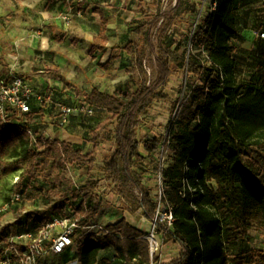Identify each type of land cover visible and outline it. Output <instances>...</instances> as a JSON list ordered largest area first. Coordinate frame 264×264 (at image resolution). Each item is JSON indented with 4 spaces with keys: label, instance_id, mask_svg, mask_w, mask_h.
Segmentation results:
<instances>
[{
    "label": "trees",
    "instance_id": "trees-1",
    "mask_svg": "<svg viewBox=\"0 0 264 264\" xmlns=\"http://www.w3.org/2000/svg\"><path fill=\"white\" fill-rule=\"evenodd\" d=\"M214 2L216 10L206 9L191 39L197 49L207 52L206 61L190 53L187 60H178L176 51H172L174 42H168L171 21L164 15L157 50L152 29L146 34L157 66L156 79L150 86H142L135 93L76 90L86 104L108 115L93 131L92 153L83 154L70 143L34 132L44 106L21 116L11 111L6 121L0 119V183L19 174L13 193L21 196L20 203H32L41 197L48 201L46 208L26 214V232L40 230L53 217H75L82 228L95 223L105 209L98 202L101 181H89L76 189L68 174L74 165L94 169L99 133L113 122L116 150L104 164L106 182L137 191L138 209L148 221L155 220L156 189L143 184V173L136 168L147 159L158 164L164 138L146 136L139 141L138 129L140 117L151 103L167 99L164 90L179 66L186 70L187 81L197 77L199 84L182 100L170 126L166 148L170 163L162 171L163 212L171 210L175 221L168 228L159 216L156 225L167 244L180 246V253L163 264H264V248L245 256L232 254V248L247 243L250 230L264 237V63L246 79L233 56L238 50L235 42L241 37L239 14L249 0ZM182 4L179 0L176 9ZM96 11L101 15V32L90 54L107 49L109 22ZM198 11L199 5H193L190 14L196 16ZM123 50L134 54L136 46L129 43ZM113 63L114 58H110L99 66L110 73ZM53 71L74 87L59 69ZM30 130L36 135L35 142ZM71 201L78 202L74 215L67 211ZM82 228L75 239L80 264H151L147 234L125 218L83 238ZM8 231L7 227L0 231V241L6 244ZM18 249L24 250L22 246ZM154 261L159 259L154 257Z\"/></svg>",
    "mask_w": 264,
    "mask_h": 264
},
{
    "label": "rangeland",
    "instance_id": "rangeland-1",
    "mask_svg": "<svg viewBox=\"0 0 264 264\" xmlns=\"http://www.w3.org/2000/svg\"><path fill=\"white\" fill-rule=\"evenodd\" d=\"M179 0H46L44 5L54 10L55 23L44 25L40 29L38 41L29 42L31 37L17 29L21 13H17L16 0H0V78L10 79L13 74H25L41 93L52 94L53 100L44 107L40 121L34 126L35 132L47 138L70 143L83 154L94 151L93 131L104 122L108 115L104 111H96L94 116H76L62 125L61 108L77 106L83 98L76 90L91 92L98 88L102 92L113 94L135 93L142 86H150L156 79V55L147 42V33L152 29V43L156 50L160 39V31L167 15L171 21L168 31L170 40L174 42L172 51H176L178 60L198 55L206 61L207 52L191 42L196 24V16L190 14L191 7L200 0H183L176 9ZM203 15L206 12V9ZM99 10L108 19V42L104 52L90 54L91 43L100 29L101 16ZM24 16V15H23ZM161 16L159 21H155ZM247 20L252 41L243 36L235 42L238 50L233 54L237 61L241 76L249 79L264 63V42L257 38L256 33L264 29V0H249V4L239 14V23ZM19 21V22H18ZM14 23L12 26L11 24ZM38 32V30H35ZM32 33V36L35 35ZM18 33V34H17ZM27 34V33H26ZM34 41V39H33ZM129 43L136 46L134 54H128L123 48ZM114 58L112 70L109 73L102 69L99 63H106ZM56 65L65 72L69 82H62L48 70ZM199 84L197 77L187 81V72L176 66V74L172 75L164 90L165 100H154L140 117L138 140L146 136H163L178 115V109L194 86ZM34 105V109L39 108ZM116 122L109 123L99 133L100 147L97 151V161L92 171L83 165L70 168L69 178L75 183V188L83 187L87 182L101 181L98 202L105 205L102 214L94 221L103 225L116 223L121 217L132 226L149 232L153 222L148 221L138 209L137 191L130 190L123 184H117L112 190L106 182L104 164L116 150ZM264 151V148H263ZM158 164L154 165L147 159L136 172L143 173V184L155 188L160 166L170 163V154L159 153ZM19 174L12 175L0 183V231L9 228L8 238L16 239L28 229L26 219L28 212L44 209L48 201L41 197L32 203H19L6 208L7 199L14 195V187L19 181ZM113 185V184H112ZM78 202L71 201L68 205L69 215L76 214ZM21 220V221H20ZM79 235V234H78ZM80 236V235H79ZM85 236L83 233L82 238ZM163 240V234H159ZM6 248V242L0 241V252ZM256 248H264V237L255 229L248 233L247 243L241 247L232 248V254L247 255ZM1 255V253H0ZM158 257L160 263H168L179 255V248L163 242ZM59 259H49L46 264H69Z\"/></svg>",
    "mask_w": 264,
    "mask_h": 264
},
{
    "label": "built area",
    "instance_id": "built-area-1",
    "mask_svg": "<svg viewBox=\"0 0 264 264\" xmlns=\"http://www.w3.org/2000/svg\"><path fill=\"white\" fill-rule=\"evenodd\" d=\"M84 2L85 0H77ZM210 7L212 11L217 8V3L214 0H200L199 11L196 15L195 27L203 17V13L206 7ZM258 39L264 42V29L256 33ZM53 100L52 94L39 93L33 88V86L21 75L13 76L8 80H4L0 83V119L6 121L11 111H15L20 116L30 113L34 109V105L38 103L40 106L48 105ZM96 113V109L81 101L77 106H64L61 108L60 120L61 124L68 123L70 118L76 116L92 117ZM172 124V123H171ZM170 124V126H171ZM170 126L165 134L163 146L161 148V155L167 151L168 138L170 132ZM33 141H36V135L32 130L29 131ZM165 166H160L158 175V181L154 189H156L155 201L157 203L156 217L153 221V228L147 234L146 239L150 244L151 264H161L154 261V257H160L159 252L163 247L164 240H159L157 219L159 216L163 218L164 224L171 228L175 221L171 210L163 212V180L162 171ZM116 184L111 185L109 190H112ZM21 202V196L14 194L9 203L6 204V208L19 204ZM105 225L100 223H93L88 227L82 228L79 224V220L75 217L60 218L53 217L52 220L40 228L36 232H24L20 234L16 239L8 240L6 248L0 255V264H38L39 261L49 255L58 256L64 254L75 244V239L78 238V230L81 228L84 231L85 236L92 233H97L103 230ZM164 236V234H163ZM22 246L23 251H20L18 247Z\"/></svg>",
    "mask_w": 264,
    "mask_h": 264
},
{
    "label": "crops",
    "instance_id": "crops-1",
    "mask_svg": "<svg viewBox=\"0 0 264 264\" xmlns=\"http://www.w3.org/2000/svg\"><path fill=\"white\" fill-rule=\"evenodd\" d=\"M16 1H17V8L19 9V11L17 10V13H21V16L19 19L20 23H18L17 29L22 30V32H25L27 30V32H26L27 34L25 33L24 36H27V37L30 36L31 39L29 42H33V44L35 46V44H36L35 42L38 41V36L41 34L40 29L43 28L44 25L55 23V21H54L55 20L54 19V12L55 11L49 9V6L47 7V5H44L46 0H16ZM11 25L13 26L14 23H12ZM245 25H247L246 19H244L242 24L239 23L241 36H243L245 39H247V41H252L250 31H249V29H247V27ZM35 30H38V32H35ZM107 30H108V28H107ZM33 32H35L37 38H34L35 35L32 36ZM100 32H101V21H100L99 32H98V34L95 35L93 41L91 43H89L90 46L94 43L95 39L97 38V36L99 35ZM33 39H34V41H33ZM54 69H59L60 72L66 76L65 72H63L61 70V68H59L58 65H56V67L49 69L48 71L55 74L53 71ZM16 75L23 76L33 86V88L36 90V92L41 93L40 89L36 88L33 85L32 81L29 79V77L25 74H20V73L19 74H13L10 78H12L13 76H16ZM55 76H56V74H55ZM66 78H67V76H66ZM3 81H4V79L1 77L0 83H2ZM68 81H69V79H68ZM45 93H48V92H45ZM121 219H123V217H121L118 221H120ZM144 232H146V231H144ZM173 247H178L179 253H180V246L173 244ZM77 254H78V248H77V245L74 244L73 247H71L64 254H61L58 256H52V255L46 256V257L42 258L38 264H46L49 259H59V258L62 260V262H70L69 264H80L78 261V258H77ZM178 257H179V255L176 258H178Z\"/></svg>",
    "mask_w": 264,
    "mask_h": 264
}]
</instances>
